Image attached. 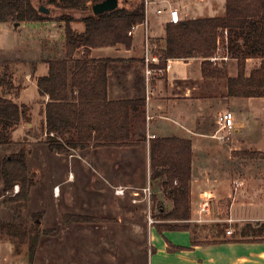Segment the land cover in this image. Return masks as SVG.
<instances>
[{
	"label": "crops",
	"instance_id": "1",
	"mask_svg": "<svg viewBox=\"0 0 264 264\" xmlns=\"http://www.w3.org/2000/svg\"><path fill=\"white\" fill-rule=\"evenodd\" d=\"M146 1L150 2L146 6V20L134 29L131 48L117 44L91 50L90 56L92 58L118 59V61L111 63L108 70L109 99L136 97L146 99V122L145 128L142 130L146 134V140L136 146H104L79 149L90 152L94 164L92 166L93 172L109 186L107 188L103 183L95 184V188L88 186L91 191L96 192L91 195L92 197L88 196L90 194L85 191L87 187L85 182L89 170L84 169L79 164L78 167H75L74 158L79 150H73L71 153L52 152L43 139L44 135H47L45 107L49 96L40 93L37 80L40 76L48 74V60L65 56L64 23L54 19L23 21L19 22L17 26H15L16 23L14 25L7 23L23 34L25 39L20 41L22 44L21 51H31L33 49L32 42H34V48L40 53V59L29 62L16 58L15 61H11L13 65L8 72L12 76L15 89L7 92L6 96L19 104H26L29 108L30 117L29 120L21 119L13 128L12 142L18 140L17 149L3 152L5 155L0 160V174L4 157L19 151L21 148L28 151V165L30 170L36 174V183L31 189L28 201L24 203L14 201L12 203L14 205L23 204L25 208H28L30 202L37 198L40 177L46 181L55 182L52 183L54 197H64L67 201V205H63L62 208H66L65 206L72 208L76 198L78 207L84 208L86 205H92L95 208H123L118 202V197L123 196L130 189L134 194L135 198L132 197L134 201L142 202L146 200L147 196L144 198L140 192L131 188L134 187L133 185L129 184L132 182L129 175L133 174L135 169L134 149L140 155L143 153L146 158L144 174L137 177V180H142L144 177L150 181L151 138L177 136L192 142L191 219L182 221L184 224H188L184 230H161L157 228V225H153L148 233V248L139 250L137 258L148 252L147 264H264V239L246 241L240 239L239 233L237 236L235 235V232L239 231L244 222L264 221V159L246 160L233 155L234 151L239 150L264 151L263 148H256L251 145V141L264 140V105L262 107L263 113L255 111H258V108L255 107L256 101L264 104V97L229 96L228 83L225 78L203 76L202 62L204 59L201 57L170 58L165 70L150 75L147 73L145 62L146 37L164 43L165 24L169 20L171 8H178L181 18L224 16L226 14V0ZM160 4L163 5L160 7ZM151 5H153L154 16L148 10V6ZM188 6H192V8L188 10ZM47 8L49 9L47 14L53 15L55 13L53 8ZM158 9H162V12L159 13ZM159 17H163V20L157 23L155 19ZM71 24L78 31L85 29L82 21H73ZM139 28L143 30L138 31ZM158 30H160L159 33ZM43 41L45 44L41 46ZM83 53L84 50L81 48L76 56L81 57ZM1 57L3 55L0 54ZM232 62H235V65L233 64V69H230ZM261 62L260 57H249L246 61L247 75L258 68ZM40 63L44 66L42 71H39ZM226 65L230 76L238 74V59L230 57L226 61ZM137 76L143 79L140 88L136 84ZM30 82L34 83L41 97L38 120L33 116L31 104L18 99V96L24 92ZM0 88L4 89L2 86ZM231 105H241L251 109L253 111L251 113V125L235 118V131L230 134L228 139L220 140L214 136L217 132L216 119L221 111L229 109ZM135 138H139L138 134ZM35 149H40L43 153L50 152L54 157H51V160L47 158L49 159L47 164L39 159L35 160L32 153ZM53 158L56 161H53ZM65 158L67 163L63 162ZM139 162L137 161V165ZM58 173L62 176L61 181H67L69 184L64 190L59 185L60 180L57 178L60 176ZM149 184L146 183L147 186L135 188L144 191L150 186ZM119 186L126 188L122 195L115 192ZM8 191L4 190L3 179L0 175V213L5 216V220H10L13 217V212L12 216L7 217L8 214L5 211L7 206L4 204V198ZM78 192L81 196L80 199L77 195ZM203 201L209 202L205 210H201ZM169 208H173L172 201ZM112 221L109 220L107 223H113ZM19 224L28 226L23 222H19ZM228 228L235 230L233 235L226 234ZM46 237L49 236L46 235ZM94 238L96 240L95 245L98 247V249L96 248L98 252L96 259L100 258V263L102 261H116V255L109 249L104 253H99L104 243L100 241L99 236L96 235ZM42 239L47 247L55 243L51 238L45 240L43 237ZM25 244L27 243L23 245ZM14 245L11 236L2 232L0 250L2 246L6 248L4 261L16 259L17 254L14 252ZM151 247L152 249L148 250ZM38 251L36 255H38ZM46 256L47 263H52L51 258L55 259L51 253H47Z\"/></svg>",
	"mask_w": 264,
	"mask_h": 264
},
{
	"label": "trees",
	"instance_id": "2",
	"mask_svg": "<svg viewBox=\"0 0 264 264\" xmlns=\"http://www.w3.org/2000/svg\"><path fill=\"white\" fill-rule=\"evenodd\" d=\"M100 1L103 0H0V23L14 25L50 19L64 23L65 56L48 60V74L37 80L40 93L49 96L45 107L47 138L44 141L52 152L136 146L146 140V134L142 132L146 122V99H109L108 70L118 59L90 56L93 48L117 44L131 48L133 36L129 32L133 26L145 22L146 0H124L118 8L96 15L92 6ZM42 5L53 8L55 13L51 15L41 11ZM225 7L224 16L181 18L177 23L168 20L164 43L155 40L157 47L153 49L159 62L150 64V67L165 70L170 58L201 57L204 59L203 76L225 78L229 96L264 97V0H226ZM77 20L84 23V31L72 27L71 23ZM220 44L227 47L229 57L238 59L236 76L228 74L226 62L215 63L210 59L218 53ZM81 48L84 53L77 57ZM249 57H260L262 62L247 75L246 61ZM142 81L137 76L138 88ZM0 86L6 93L15 89L9 73L0 75ZM6 93L0 94V145L11 143L13 128L21 119L29 120L30 117L28 106L7 97ZM137 134L138 139L135 138ZM233 155L246 160L264 159V151L259 150H239ZM150 156L151 184L160 181L165 197L173 202V208L167 212L163 202L157 200L159 220L173 221L157 224V228L184 230L188 224H178V221H188L192 214V142L177 136L154 137L150 140ZM1 176L5 191L16 184L20 186L19 191L7 200L28 201L36 183V174L30 170L25 148L4 157ZM33 217L41 219V213H35ZM62 220L63 223L96 224L108 219L64 213ZM0 223V235L8 233L18 248L29 243L33 259L39 241L37 229L33 233V228L15 221ZM56 232L51 228L43 231L45 235ZM238 233L240 239L246 241L263 240L264 221L245 222Z\"/></svg>",
	"mask_w": 264,
	"mask_h": 264
},
{
	"label": "rangeland",
	"instance_id": "3",
	"mask_svg": "<svg viewBox=\"0 0 264 264\" xmlns=\"http://www.w3.org/2000/svg\"><path fill=\"white\" fill-rule=\"evenodd\" d=\"M123 4L124 0H121V5ZM162 5L163 4H160V7ZM152 7L153 5L148 6V10L150 14L154 16L155 13ZM191 8L192 6H188V10H190ZM162 20L163 17L155 19L157 23H159V21L161 22ZM0 26V54L3 55V57L5 58H0V75H3V73H8L10 71V68L13 65L12 62L15 61L16 58L23 59L27 62L31 60L40 59V53L36 48H34V42H32L33 49H31V51H21L22 44L20 41L25 39L23 37V34H21L20 31L15 30L11 25L7 23H0ZM141 30L143 29H138V31ZM159 31L160 30H158V33ZM155 34H157V31H155ZM152 41L153 40H150L149 42ZM155 42L156 41H153L152 43L155 45ZM44 44L45 43L43 41L40 45L43 46ZM233 64L235 65V62H232L230 64V69H233ZM43 69L44 66L42 63H40L39 71H42ZM28 84L29 85L24 90V92L20 96H18V99L20 101H24L26 103L31 104L33 116L36 120H38L40 115L39 106L41 103V97L37 89L35 88L34 83L30 82ZM2 92L4 93L5 90L0 88V93ZM263 105L264 104L260 101H256L255 107L258 108V111L255 109L254 110L256 112L263 113ZM229 109H231L235 113L234 115L236 119H241L247 124L251 125V113L253 112L251 109H249L248 107L245 108L241 105H231L229 106ZM46 138L47 135H44L43 139L45 140ZM17 145L18 140L17 142L13 141L10 144L1 145L0 160H2V157L5 155L3 154V152L15 151L17 149ZM251 145L256 148L259 147L264 149V140L260 141L259 139L251 141ZM79 151L74 158L76 162L75 167H78L79 164V166H82L84 169L86 168V170H89L87 172V181L85 182L87 183L85 191L87 192V194H90L88 196L92 197L91 195L95 194L96 192H94V190L91 191L88 186H90L91 188H95V184L99 183H103L107 188L109 186L106 182L101 181L93 172L94 170H92V166L94 164L91 160L92 155L90 154V152L82 150L80 152ZM32 153L35 160L39 159L41 162L44 161L45 164H47L49 160L47 158H50L51 160V157H54L50 152L43 153V151L40 149H35V151H33ZM66 158L63 161L65 163H67ZM133 158L135 169L133 174L129 175L131 177L130 181H132L129 182V184L133 185L134 187L131 188H134V190L140 192V195L144 196V198L145 196L147 197L145 198L146 200L142 202L134 201L135 197L131 189L127 190L123 196L118 197V202L123 208H95L92 205H86V207L84 208L78 207L79 204L77 202V198L75 199L72 208H70V206H65L66 208H62L63 205H67V201L64 197H54L52 183L55 182L46 181L43 177L39 178V183L37 187V198L30 202L28 208H25L23 204L14 205L12 203L14 201L7 200V197H12L16 194L14 191L15 186L10 189L5 195L4 200L6 202L4 201V204L5 206H7V208H5V211L8 214L7 217H9L10 215L12 216V212L13 217L10 220H5V216L0 213V222L18 221V224L19 222L26 223L28 224V227L33 228V233H35L34 230L36 228V232L39 233V241L37 246V251L39 250V253L38 255L35 254L34 258L32 259L31 253L29 251V243L21 245V247L19 248L15 247L14 245V252L15 254H17L16 259L4 261L6 248L2 246L0 250V264H147L148 252L144 251L145 253L143 255H140L138 258L137 252L139 250H145L146 248H148L147 238L152 226L173 222L169 220H159L158 215L160 213V208H157V204L159 201L163 202V204L167 207L165 208L167 212H169L172 208H169V204H171V201L165 197L160 181H157L154 185H152L149 184L150 181L146 178L144 179V177H142V180H137V177H141V174L143 176L146 168V158L143 153H141L140 155L139 153H137V150L134 149ZM53 161H56V159L53 158ZM137 161H140L138 165ZM58 174L60 176H57V179L60 180L59 185L64 190L66 187L69 186V184L67 181H61L62 176L60 175V173ZM146 183L147 185H150V193H146L145 191H143V189L135 188L140 186H147ZM77 195L80 199L81 196H79V192L77 193ZM38 212L41 213V219L36 220L33 217V214ZM64 213L94 215L107 218L108 220L99 222L97 224L63 223L62 216ZM109 220H113V223H107L109 222ZM178 222H180L178 224H184V222L182 221ZM244 223H242V226L244 225ZM48 228L55 229L57 232L51 235H47L49 237H46L43 231ZM238 232L239 231L235 232L236 236ZM96 235L99 236L100 241L104 243L99 253H104L106 250L109 249L114 255H116V261H102V263H100L101 259H96L98 253L96 250V248L98 249V247L95 245L96 240L94 238V236ZM43 237L45 238V240L51 238V240H53L55 243H53V245H51L50 247H47L44 240H41V238ZM151 249L152 247L148 250ZM47 253H51L54 255L53 257H55V259L51 258L52 263H47Z\"/></svg>",
	"mask_w": 264,
	"mask_h": 264
},
{
	"label": "built area",
	"instance_id": "4",
	"mask_svg": "<svg viewBox=\"0 0 264 264\" xmlns=\"http://www.w3.org/2000/svg\"><path fill=\"white\" fill-rule=\"evenodd\" d=\"M149 3L146 1V6ZM158 12L159 13L162 12V9H158ZM169 20L173 23H177L181 20L180 11L178 8L173 7L170 9ZM136 26L132 27L129 34H131V35L133 34V31L136 28ZM0 29H1V26H0ZM225 37L227 39V36H225ZM149 41H150V39L148 37H146V40H145V62L147 64L148 75L153 74L154 72H162L163 71V69H155V68L150 67V64H154V63L159 62V57L153 53V49H155L157 47L156 44L154 45L152 42H149ZM210 59L215 63L216 62H223V61L226 62L227 60H229L230 57L228 56V53H227V47L222 46L220 44L218 53L215 56L211 57ZM216 124H217V132L215 133L214 136L220 140L228 139L230 134L233 133L236 129V121H235L234 112L229 110V109L221 111L217 116ZM19 189H20L19 184H16L14 187L15 193H17L19 191ZM125 191H126V188L122 187V186H119L115 189L116 194H119V195L124 194ZM144 191L146 193H148L150 191V186L145 188ZM208 205H209L208 201H203L201 210H205ZM233 233H234V231L232 228L226 229L227 235H233Z\"/></svg>",
	"mask_w": 264,
	"mask_h": 264
},
{
	"label": "water",
	"instance_id": "5",
	"mask_svg": "<svg viewBox=\"0 0 264 264\" xmlns=\"http://www.w3.org/2000/svg\"><path fill=\"white\" fill-rule=\"evenodd\" d=\"M119 6H120V0H103L93 4L92 10L94 14L101 15L116 9ZM40 10L45 13H49V9L43 5L40 6ZM18 24L19 22H17L15 26H17Z\"/></svg>",
	"mask_w": 264,
	"mask_h": 264
}]
</instances>
